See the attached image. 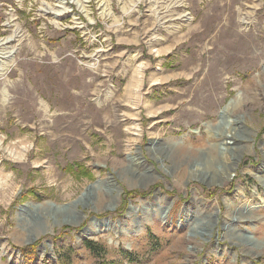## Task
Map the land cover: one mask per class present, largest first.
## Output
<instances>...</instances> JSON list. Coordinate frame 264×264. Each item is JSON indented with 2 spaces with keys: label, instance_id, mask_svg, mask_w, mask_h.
I'll return each instance as SVG.
<instances>
[{
  "label": "rangeland",
  "instance_id": "1",
  "mask_svg": "<svg viewBox=\"0 0 264 264\" xmlns=\"http://www.w3.org/2000/svg\"><path fill=\"white\" fill-rule=\"evenodd\" d=\"M0 264H264V0H0Z\"/></svg>",
  "mask_w": 264,
  "mask_h": 264
},
{
  "label": "trees",
  "instance_id": "2",
  "mask_svg": "<svg viewBox=\"0 0 264 264\" xmlns=\"http://www.w3.org/2000/svg\"><path fill=\"white\" fill-rule=\"evenodd\" d=\"M85 246L90 249V251H92L93 253L95 254H99V251L97 250L98 249V245L93 242V241H85ZM133 260V259H130V261Z\"/></svg>",
  "mask_w": 264,
  "mask_h": 264
},
{
  "label": "bare ground",
  "instance_id": "3",
  "mask_svg": "<svg viewBox=\"0 0 264 264\" xmlns=\"http://www.w3.org/2000/svg\"><path fill=\"white\" fill-rule=\"evenodd\" d=\"M144 71L142 69L139 70L138 74L136 75V77L134 78V80L137 82V83H141L143 82L144 80ZM134 82V81H133Z\"/></svg>",
  "mask_w": 264,
  "mask_h": 264
}]
</instances>
